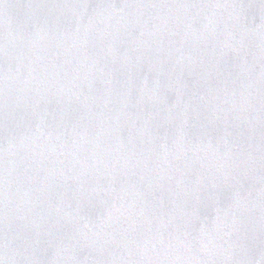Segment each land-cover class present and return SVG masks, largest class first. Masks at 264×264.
<instances>
[{
  "label": "water",
  "instance_id": "95a60500",
  "mask_svg": "<svg viewBox=\"0 0 264 264\" xmlns=\"http://www.w3.org/2000/svg\"><path fill=\"white\" fill-rule=\"evenodd\" d=\"M0 264H264V0H0Z\"/></svg>",
  "mask_w": 264,
  "mask_h": 264
}]
</instances>
